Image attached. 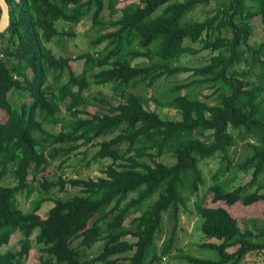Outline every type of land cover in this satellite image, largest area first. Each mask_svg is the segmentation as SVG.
Wrapping results in <instances>:
<instances>
[{
	"label": "trees",
	"instance_id": "trees-1",
	"mask_svg": "<svg viewBox=\"0 0 264 264\" xmlns=\"http://www.w3.org/2000/svg\"><path fill=\"white\" fill-rule=\"evenodd\" d=\"M7 1L11 23L0 33V264H28L34 248L41 264H160L177 245L191 200L201 232L220 242L199 245L215 256L183 251L188 264H241L252 256L264 264V222L229 209L264 200V42L250 43L253 21L264 24V0H226L204 19L192 13L218 0H133L122 7L120 0ZM89 15L99 31L90 48L58 56L50 44L77 34L57 22L76 26ZM201 50H209L205 64L183 63ZM76 59L83 60L80 72ZM187 71L193 78L159 101L179 118L164 117L136 90ZM93 84L111 85L114 100L92 94ZM197 88H215L214 101ZM92 100L101 110L83 107ZM241 140L248 151L236 160L230 153ZM95 143L87 165L110 159L102 176L44 174L56 159L61 168ZM211 159L219 168L207 185L202 165ZM39 176L42 194L65 193L68 183L81 190L55 200L46 217L39 213L46 198L25 211L19 195L30 197ZM166 211L172 230L149 258ZM17 231L19 248L4 251ZM98 242L103 248L90 255Z\"/></svg>",
	"mask_w": 264,
	"mask_h": 264
},
{
	"label": "rangeland",
	"instance_id": "rangeland-1",
	"mask_svg": "<svg viewBox=\"0 0 264 264\" xmlns=\"http://www.w3.org/2000/svg\"><path fill=\"white\" fill-rule=\"evenodd\" d=\"M133 0H120L118 3V7H122L125 4L132 2ZM226 0H218L213 1L209 5L200 6L194 12L192 13L193 17L197 19H204L208 14L212 13L214 9L218 6H220L223 2ZM212 11V12H211ZM107 17L109 16V10L106 11ZM119 15V14H118ZM116 15L115 17L117 18ZM253 23L254 26V34L250 38V43L254 46H258L261 42H264V24L260 23L258 18H256ZM57 26L62 29L65 27L66 29H73L76 32L75 37H65L62 42L58 43L56 41L52 42L50 45L54 49V52L59 56L62 54L72 55L76 56L79 53L85 52L90 48V42L94 38H96L99 34V31L97 28L93 27L92 19L89 16L84 18L81 23L74 26L72 23L65 22L63 20H59L57 22ZM107 30V29H106ZM186 45H191L195 50H199L202 47V43H192L190 40L185 41ZM50 47V46H49ZM209 50H201L197 51L194 57L187 58L183 61L184 64L189 66H201L206 63V59L208 58ZM207 57V58H206ZM144 59L137 58L135 59V62H141ZM73 68L80 72L83 69V60L82 59H76L72 61ZM259 69H256V72ZM255 78V76H253ZM193 78L192 72H181L177 75H173L170 78H164L161 81L157 82L154 86L146 88L145 86H139L136 88L137 91L144 92V95L150 99V107L152 109H157L160 111V113L164 117L168 118H179L180 114L173 108L169 106H160L159 101L167 102L171 98V91L170 89L175 86L178 83L189 81ZM198 92L200 91L203 97L208 96L212 94L213 90L215 88L209 89V88H197ZM166 90V91H165ZM91 93L94 95H98L102 97L103 95L107 96L109 99L114 98V91L111 88V85H100L97 86L93 84L90 89ZM89 91V92H90ZM186 90H183L185 92ZM88 92V94H89ZM101 92V95H100ZM207 99V98H205ZM26 100H28L26 98ZM114 100V99H113ZM208 100L214 101V97L210 95ZM116 103V101H114ZM83 107L85 109H89L90 111H95L96 109H100V104H95L92 100L91 104H83ZM46 127L49 130H58L59 127H55L52 125H47ZM250 141V139H249ZM251 142V141H250ZM245 140L240 141V146L237 148H233L231 151V157L235 158L236 160L247 153L248 148L247 146H244ZM95 145H86L80 147L77 151H74L73 154L78 152V156H72L70 160L63 164L61 168H58L59 160H55L50 164L44 173L46 176L47 174L50 177H56L57 174L63 173L66 177H80V178H89V177H98L103 175V169L107 167V165L111 162L110 159H103L99 160L97 162H93L91 165H87V161H89L91 154L94 152V150L97 148ZM86 152V153H85ZM88 153V154H87ZM165 161H173L172 158L169 156L163 158ZM70 162L74 163V165H69ZM202 168L204 170V177L206 178L207 185L211 184L212 182V175L213 172H215L219 168V159H211L206 164L202 165ZM32 174L30 175V180L33 181ZM251 175H248L244 178L243 182H246L250 179ZM38 180L33 182L32 185L34 186V190L32 191L30 197L27 198L26 193L19 195V200L21 207L25 211L31 210V202L33 199H41L46 198L45 202L43 203L42 208L39 210V213L43 216H47V212L49 209L54 205L55 200L60 199V197H64L67 194L73 195L75 193H79L81 188L80 187H74L67 184V192L65 193H59L56 192L55 194L46 195L45 193H41V190L39 191V185L41 176L37 178ZM224 179V177H223ZM41 186V185H40ZM207 188V187H206ZM156 196L152 197L150 201H152ZM209 205H217L219 203H211L208 201ZM190 208H193V201L191 200L189 204L188 209H182L180 215V220L178 222L179 228H178V241L177 245L172 251L171 254L164 256L162 258V262L160 264H188V261L185 258H182L181 254L183 251L188 253H193L199 257H210L215 256V253L213 250L209 249H203L200 248V244L205 242L206 240L213 241V242H220L217 239H207L205 235L201 232V218L196 213H192L190 211ZM230 211L232 214L238 218H259L260 222H264V200L257 201L251 205H245L242 202H237L232 206H229ZM170 211H166L164 213V227L163 231L161 233L157 234L156 240L154 242V245L151 246L149 250V258L151 255L155 252L160 251L161 245L164 243L165 239L170 235V232L172 230V226L174 224L173 219H171V216L169 213ZM169 213V214H168ZM135 214L128 217L125 221L126 226L130 227L132 220L134 218ZM166 216V221H165ZM37 231L33 233V238L36 235ZM22 237L21 233L17 231L11 238V241L8 245L4 246L3 250L7 251L8 249H14L19 248V239ZM126 239H129L131 241H136V238L133 236H126ZM35 240V239H34ZM103 248V242L96 243L92 249H89V254L94 255L101 251ZM235 248H230L229 250L233 251ZM132 252H128L125 255H131ZM40 250L37 248H34L29 255V261L28 264H41L40 262ZM259 258L258 257H249L245 259V262L243 261L241 264H259ZM127 261L121 259L120 264H126ZM157 264V263H156Z\"/></svg>",
	"mask_w": 264,
	"mask_h": 264
},
{
	"label": "water",
	"instance_id": "water-1",
	"mask_svg": "<svg viewBox=\"0 0 264 264\" xmlns=\"http://www.w3.org/2000/svg\"><path fill=\"white\" fill-rule=\"evenodd\" d=\"M0 6L2 8V14L0 17V33L4 32L10 25V6L7 0H0Z\"/></svg>",
	"mask_w": 264,
	"mask_h": 264
}]
</instances>
